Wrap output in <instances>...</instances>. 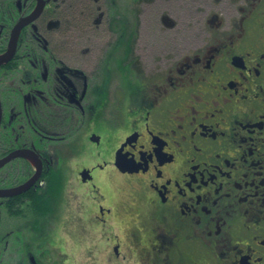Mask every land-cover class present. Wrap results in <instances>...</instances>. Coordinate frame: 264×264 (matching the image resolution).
<instances>
[{
	"label": "flooded vegetation",
	"instance_id": "af4514ba",
	"mask_svg": "<svg viewBox=\"0 0 264 264\" xmlns=\"http://www.w3.org/2000/svg\"><path fill=\"white\" fill-rule=\"evenodd\" d=\"M127 7L0 0V264H51L68 177L114 261L264 264V0ZM148 12L167 46L144 62Z\"/></svg>",
	"mask_w": 264,
	"mask_h": 264
},
{
	"label": "rangeland",
	"instance_id": "374dc122",
	"mask_svg": "<svg viewBox=\"0 0 264 264\" xmlns=\"http://www.w3.org/2000/svg\"><path fill=\"white\" fill-rule=\"evenodd\" d=\"M129 3L130 0H124L126 10L127 9L129 10V7H127ZM150 12H148L149 14L146 17H144L143 20L144 29L141 32L142 35L139 44L138 45L135 44V48L133 49L134 51L133 53H131V57L136 56L138 59L141 58L143 61L146 60L147 62H150L151 58L153 57L155 59H158L160 57L159 54L165 52L167 46L166 37L164 39L163 36H161V34L159 35L153 34L154 37L152 38V40H149L150 29L145 25V22L147 23V25H149V18L151 15ZM125 15L127 16L126 17L127 20L132 19L130 17L128 18V16L130 15L128 12L125 13ZM130 24L131 22L128 23L129 26ZM154 26H156L157 29L163 27L159 23L158 24L156 23ZM99 34L100 33H95V38H99ZM114 37L115 34L112 33L107 35V44H108L107 48L109 49L108 52L110 53L114 51V50L112 51L110 50L111 44L114 42ZM80 42H85L89 45L88 42L90 41L85 36L83 40L82 39L80 40ZM115 45L113 46V48H115ZM100 50H101L100 48L94 49L93 47L90 48L88 51H92L93 55H95L99 53ZM90 55L91 53H88V55L85 56L89 57ZM111 62H113L112 63L113 70L115 74L118 75L119 81L116 83L113 78H111L112 80L110 79L109 81L110 101L119 98L122 99L123 93L120 92L119 89H121L120 84L122 85V80L126 75L125 64L122 65L116 60ZM112 66L110 65V68ZM87 129L89 130V126H87ZM68 179H70L71 181H68L64 190L62 189V193L60 194L59 197L61 211L57 213V217H59V220L56 222L57 224L54 231L55 237L53 235L54 240L52 241L53 243L56 244V249L51 248L49 245L50 243H45V245L41 249L44 250L45 248H48L51 249L52 252L51 254L48 255L47 258L45 259L43 258L42 262L44 263L49 262L51 264H53L54 262L56 264H139L137 257L134 258L132 257L131 259L129 254H133V253L127 252L128 247L126 245L123 254L128 256L129 260L125 262H120L119 260L118 261L112 260L113 252L110 248L111 243H109L108 245L102 243L100 244L99 242L100 236L97 233H95L93 229L88 228L87 225L82 224L87 220V217L82 218L83 217L82 215L83 208L81 206L82 202L79 195H77L75 191L76 184L74 185V182L71 177H68ZM116 185H119V190L122 191L121 195L123 196L124 201H129V196L127 195L128 191H124L123 184L117 183ZM121 200L122 197L120 198L119 201H115L117 203V206L115 205V216L118 217L119 220H122L123 208H125ZM91 214L93 215V211L90 213L89 216L90 220H92ZM81 218L83 221H81ZM115 233H117V230L115 231ZM53 251H55V253ZM1 263L6 264V259L4 261L3 258V261Z\"/></svg>",
	"mask_w": 264,
	"mask_h": 264
},
{
	"label": "water",
	"instance_id": "95a60500",
	"mask_svg": "<svg viewBox=\"0 0 264 264\" xmlns=\"http://www.w3.org/2000/svg\"><path fill=\"white\" fill-rule=\"evenodd\" d=\"M13 35H14V36H16V35H17V33H13ZM14 40H15V38H14Z\"/></svg>",
	"mask_w": 264,
	"mask_h": 264
}]
</instances>
